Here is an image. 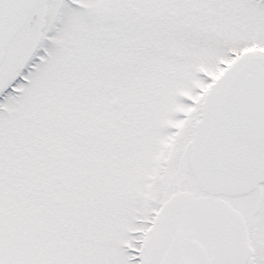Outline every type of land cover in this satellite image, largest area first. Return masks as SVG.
<instances>
[{"label":"snow or ice","instance_id":"snow-or-ice-1","mask_svg":"<svg viewBox=\"0 0 264 264\" xmlns=\"http://www.w3.org/2000/svg\"><path fill=\"white\" fill-rule=\"evenodd\" d=\"M0 264H264V0H0Z\"/></svg>","mask_w":264,"mask_h":264}]
</instances>
